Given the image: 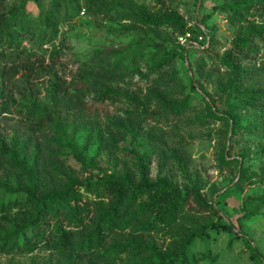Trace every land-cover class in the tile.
<instances>
[{
  "label": "trees",
  "instance_id": "obj_1",
  "mask_svg": "<svg viewBox=\"0 0 264 264\" xmlns=\"http://www.w3.org/2000/svg\"><path fill=\"white\" fill-rule=\"evenodd\" d=\"M6 1L0 0L1 113H8L17 103L25 110V122L35 132H42L45 126L55 122L58 128L65 130V125L57 121L58 107L73 87L86 82L85 75L79 73L71 79L60 77L45 64L47 59L39 55V51L49 52V62L62 64L66 48V40L61 37L62 26L80 14L88 13L96 21L109 16L112 1L52 0L48 11L35 20L28 16V0L10 9L6 7ZM32 1L39 3L41 0ZM129 5L134 21L129 29L150 27L156 31L168 28L176 34L174 50L167 51L156 44L148 71H138L142 77L155 74L159 80L178 86L175 62L195 51L201 53L196 69L198 77L209 79L216 71L212 67L207 69L208 62L215 63L220 58L230 76L218 85L217 94L224 99L232 136L236 137L244 130L239 110L260 106V112H264V89L246 88L251 78L264 72V23L251 20L257 12H264V0H229L218 7L241 25L231 47L221 56V44L213 27H206L208 17L202 26H192L175 9H152L134 1ZM188 32L193 39L207 35L208 44H201L199 48L180 44L179 37ZM27 39L32 43L29 48L23 45ZM105 57L108 55L97 52V59L93 60H99L100 65ZM3 63L16 65L13 76L22 71L34 72L37 66H41L43 76L49 77L46 93L50 103H43L35 96L26 73L21 82L14 83L9 89L5 83L8 73ZM191 88L206 93L200 80H195ZM117 98V94L108 93L98 96L101 101H115ZM159 100L164 101L161 96ZM166 105L174 117L182 116L187 107L186 104L170 102ZM210 113L217 117L216 112ZM130 132L133 146L127 151L137 159L136 169L118 175L96 167V172L84 180L71 178L56 188L49 186L39 156L29 153L31 138L17 132L7 134L0 127V253L32 254L48 250L65 259V264H91L94 261L201 264L206 260L209 264H216L217 255L194 249L193 244L204 240L211 231L226 228L220 210L196 185L182 189L167 180L152 179L149 151L139 138L138 130L131 128ZM65 143L79 163L88 164V157L74 141L66 139ZM227 156H222V161L227 162ZM228 164L238 165L234 188L240 192L245 186L253 185L258 177L256 170L242 163ZM263 208L264 192L248 196L243 201L244 213L238 218L236 238L243 240L253 264H264V252L248 237L244 221L260 215ZM146 236L151 237L150 242L145 241Z\"/></svg>",
  "mask_w": 264,
  "mask_h": 264
},
{
  "label": "rangeland",
  "instance_id": "obj_2",
  "mask_svg": "<svg viewBox=\"0 0 264 264\" xmlns=\"http://www.w3.org/2000/svg\"><path fill=\"white\" fill-rule=\"evenodd\" d=\"M22 1L25 0H7L5 5L10 9ZM108 1H112L109 16L96 21L88 13L80 14L62 26L61 37L66 40L62 64L49 62V52L39 51V55L47 59L45 64L60 77L71 79L79 73L85 75L86 82L73 87L58 107L57 121L65 125V130L58 128L55 122L45 126L44 131L35 132L25 122V110L17 103L5 114L1 113L0 103V127L7 134L17 132L31 138L29 153L39 156L49 186L56 188L71 178L84 180L96 172V167L118 175L136 169L137 159L127 151L133 146L130 129L135 128L149 151L152 179L167 180L182 189L196 185L223 216L226 228L211 231L204 240L196 241L193 248L217 255L216 264H253L243 240L236 238V231L238 218L244 213L245 198L264 192V112H260V106L239 110L244 130L236 137L232 136L224 99L217 94L218 85L230 76L222 60L208 62L207 69L214 68L216 73L209 79L200 78L196 69L201 53L191 51L175 62L178 86L159 80L155 74L145 78L138 71H148L156 44L167 51L174 50L176 34L168 28L156 31L150 27L129 29L134 23L130 1L146 4L152 9H175L192 26H202L208 17L206 27H213L221 44V56L241 30V25L231 14L218 9L229 0ZM51 3L52 0L39 3L28 0V16L38 19L48 11ZM251 20L264 23V12H257ZM23 45L29 48L32 43L27 39ZM97 52L108 55L100 65L99 60H93L97 59ZM2 66L8 73L5 83L9 89L14 83L21 82L26 73L35 96L43 103H50L46 93L49 77L43 76L41 66L34 72L22 71L15 76V64L3 63ZM195 80H200L206 93L191 88ZM246 88L264 89V72L251 78ZM103 93L117 94L118 98L115 101L98 100ZM159 96L164 101H160ZM169 102L186 104L184 114L174 117L166 105ZM211 111L216 112L217 117L212 116ZM66 139L74 141L85 153L89 159L87 165L76 160ZM224 155H228L227 162L221 159ZM235 161L258 172L253 185L245 186L243 192L234 188L238 165L228 162ZM244 224L250 240L264 252V208L260 215L245 220ZM153 239L157 237L153 236ZM150 240V236L145 237L146 242ZM0 264H65V259L48 250L32 254L0 253ZM91 264H110V261ZM201 264H209V260Z\"/></svg>",
  "mask_w": 264,
  "mask_h": 264
},
{
  "label": "built area",
  "instance_id": "obj_3",
  "mask_svg": "<svg viewBox=\"0 0 264 264\" xmlns=\"http://www.w3.org/2000/svg\"><path fill=\"white\" fill-rule=\"evenodd\" d=\"M208 41H209V38L207 35H200L198 39H193V35L190 32L179 37L180 44L189 45V46L193 45L197 48L201 47V44H204V45L208 44ZM187 43H190V44H187Z\"/></svg>",
  "mask_w": 264,
  "mask_h": 264
}]
</instances>
